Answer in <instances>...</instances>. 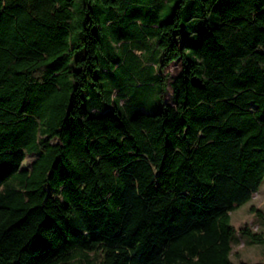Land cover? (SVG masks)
I'll return each instance as SVG.
<instances>
[{
    "label": "trees",
    "instance_id": "16d2710c",
    "mask_svg": "<svg viewBox=\"0 0 264 264\" xmlns=\"http://www.w3.org/2000/svg\"><path fill=\"white\" fill-rule=\"evenodd\" d=\"M263 178L264 0H0V264H233Z\"/></svg>",
    "mask_w": 264,
    "mask_h": 264
},
{
    "label": "rangeland",
    "instance_id": "374dc122",
    "mask_svg": "<svg viewBox=\"0 0 264 264\" xmlns=\"http://www.w3.org/2000/svg\"><path fill=\"white\" fill-rule=\"evenodd\" d=\"M102 40L104 41L103 38ZM102 40L101 45L103 46ZM138 57L147 70L146 72L154 79L161 80L159 83L155 82L159 89L157 94L143 96L144 104L151 111L160 110L164 103L171 101L173 78L178 71V66L173 62L163 66L162 52L153 47L152 42L142 48ZM102 86L103 90L109 88L107 84ZM121 103L123 104L124 100H121ZM83 105L86 107L87 103L83 102ZM229 223L234 228V233L230 238L229 261L233 264H264V178L247 202L229 212ZM244 228H247L251 234L262 235L263 238L253 239L249 234L241 231Z\"/></svg>",
    "mask_w": 264,
    "mask_h": 264
}]
</instances>
